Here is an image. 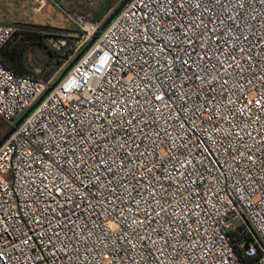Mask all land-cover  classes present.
I'll return each mask as SVG.
<instances>
[{
  "label": "built area",
  "instance_id": "1",
  "mask_svg": "<svg viewBox=\"0 0 264 264\" xmlns=\"http://www.w3.org/2000/svg\"><path fill=\"white\" fill-rule=\"evenodd\" d=\"M0 264H264V0L127 3L0 147Z\"/></svg>",
  "mask_w": 264,
  "mask_h": 264
},
{
  "label": "rangeland",
  "instance_id": "2",
  "mask_svg": "<svg viewBox=\"0 0 264 264\" xmlns=\"http://www.w3.org/2000/svg\"><path fill=\"white\" fill-rule=\"evenodd\" d=\"M107 1L0 0V23L41 27L48 35L57 36L56 38L48 36L53 47L64 46V37H67L71 39L76 53H79V49H81V42L79 41L81 29L68 18L66 13H74L81 17L82 22L93 30L100 24L102 25L123 0L111 9H106ZM64 69L65 67L60 69L59 72L53 75V78L57 79ZM38 72L39 70H37Z\"/></svg>",
  "mask_w": 264,
  "mask_h": 264
},
{
  "label": "trees",
  "instance_id": "3",
  "mask_svg": "<svg viewBox=\"0 0 264 264\" xmlns=\"http://www.w3.org/2000/svg\"><path fill=\"white\" fill-rule=\"evenodd\" d=\"M119 1L122 0H108L106 9L115 7ZM16 28L14 35L0 50V62L16 75L31 74L49 79L60 69L66 68L85 48L81 47L79 53H76L71 39L67 37H64V46L55 48L49 42L48 36L52 38L57 36L48 35L43 28L32 25H16ZM10 129V126L0 118V141Z\"/></svg>",
  "mask_w": 264,
  "mask_h": 264
},
{
  "label": "water",
  "instance_id": "4",
  "mask_svg": "<svg viewBox=\"0 0 264 264\" xmlns=\"http://www.w3.org/2000/svg\"><path fill=\"white\" fill-rule=\"evenodd\" d=\"M131 0H123L118 7L114 10V12L107 18V20L101 25L98 31L95 33L92 40L89 44L76 56V58L63 70L61 75L58 77L56 82L50 87L43 96L35 103L9 130V132L2 138L0 141V147L8 140L11 134L15 131L16 128L26 119V117L40 104V102L49 94L53 87H55L63 77L71 70V68L78 62V60L83 56V54L94 44L97 38L101 35V33L105 30V28L117 17V15L123 10L127 3ZM247 249V247H246Z\"/></svg>",
  "mask_w": 264,
  "mask_h": 264
}]
</instances>
